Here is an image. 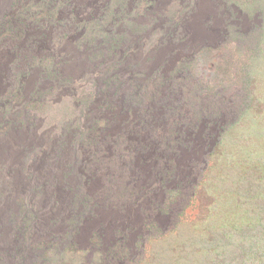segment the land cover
Wrapping results in <instances>:
<instances>
[{"label":"rangeland","instance_id":"obj_1","mask_svg":"<svg viewBox=\"0 0 264 264\" xmlns=\"http://www.w3.org/2000/svg\"><path fill=\"white\" fill-rule=\"evenodd\" d=\"M73 2L86 10L69 17L56 1L53 27L50 0H0V21L25 4L20 19L36 13L42 27L23 36L0 22V264H245V226L264 218V0ZM90 59L108 61L99 70ZM114 71L133 76L117 87L132 100L127 116L105 89ZM90 111L116 146L92 144ZM198 121L192 149L174 153L192 196L179 190L157 212L166 194L135 175L160 166L167 128ZM148 137L155 152L134 144Z\"/></svg>","mask_w":264,"mask_h":264},{"label":"trees","instance_id":"obj_2","mask_svg":"<svg viewBox=\"0 0 264 264\" xmlns=\"http://www.w3.org/2000/svg\"><path fill=\"white\" fill-rule=\"evenodd\" d=\"M43 1H45V0H43ZM56 1H59L61 9L66 10L69 17L77 14L81 10L82 11L86 10L85 8H83V6L75 5V3L73 2L74 0H54L53 2H52V0H50L49 5L51 8V12L45 20L48 21V24H50L53 27H55V26L59 27L58 26L59 25L58 19L56 21H53V17H54L53 10H54V6H55ZM99 3H100V0H99L98 4ZM20 6H21V8H17V10L14 11L12 14H9V15L3 17V19L0 22L5 20V22L10 25V28H12L11 24L13 23L14 27L15 28L18 27L17 29L20 30L21 33H23V36L28 31L29 24L37 25L38 26L37 28H42L40 26V22L37 20V18L35 16V15H37L36 13H28L31 15L26 16L27 22L24 21L25 17H23L24 19H20L21 16L18 15V13L20 11L22 12V9L26 5L20 4ZM87 9L93 10V8H91V7L90 8L87 7ZM22 15H24V14L22 13ZM69 17L63 18L62 21H60V22H63L62 27H66L68 29L69 23L71 21V19ZM117 21H118V19H117L116 14H113L109 18V23L111 26L114 24H117L116 23ZM63 29H64L63 34H65L67 32V29H65V28H63ZM61 31H62V29H61ZM46 38L47 37L45 36L44 33H42L40 35H30V42L38 45L39 42L45 41ZM112 41H110V42H112ZM110 42H109V44H110ZM22 53H23L24 58H26L25 52H22ZM60 58L63 59V58H65V56L63 57V55H62V57H60ZM163 104H164L163 99L161 102L157 103V105H158L157 107H159L158 108L159 111H161L160 107H162ZM141 109H143V108H141ZM144 113H145V117L146 116L148 117L150 115V110L148 109ZM181 115L183 116L184 113H182ZM139 117L144 118L143 113H141V115ZM153 118H154L153 116H150V119H153ZM113 119H116L118 121L119 118H118V116L115 115V116H113ZM145 120H146L145 123L148 124L149 122L147 121V118ZM148 120H149V118H148ZM121 121H120V123H121ZM129 121L131 122V124L128 127H121V128H124L123 129L124 132L129 131L130 127H134L136 125H139V122H140L139 120L136 122L135 118H133L132 120H129ZM152 121H154V120H152ZM193 123L194 122H192V125H190L189 123H186V124L181 123V124H177V125L172 124V125H174V127L167 128V130L165 132V138H164V147L167 150V154L159 159L160 166L157 168L156 167L151 168L149 170L151 172V173L149 172L150 174L145 173L142 175V174L138 173L137 175H135V178H137V179L140 176H141L140 178H143L144 183L142 185L145 187L149 186V184L151 182H153V180H155L156 188H161V190H163V193L166 194L165 198L162 197V199H160L159 201H156V203H154V206H156V208H157V212L167 211L168 208L170 206H172V204H174L173 199H172V197L174 196L173 194L179 190L181 191L180 194L182 196V199H183V196H185L187 199H189L192 196V193H193L194 188H195V184L193 182H189V184H186L185 182L180 180V179H183V177L181 175H179L177 165H176L177 157L175 158L174 153L180 145H186V144L189 146L191 145V147H189V150L192 149V144L194 142L193 138L195 137V134H193V133H194L195 129L197 128L199 121L196 122V124H193ZM178 125H180V126H178ZM93 126L94 125L89 126V127H93ZM93 128H95L96 134L94 136V140H93L92 144L96 146L97 150H99V146L102 143H105L106 140L107 141L111 140L113 143V146L117 145V143H118V140L116 138L117 134L112 135L115 138L112 137V139H111V138H109L108 135H105V136L103 135L105 129H107V128H99L97 126H95ZM206 131H207V129L204 131L203 137H205ZM127 139H128V137H127ZM133 141H134V144L135 143L137 144V147L140 148L141 151H146L148 149L151 152L156 151V147L153 145L154 144L153 140L150 137H148L146 140H142V141L137 140V139L136 140L134 139ZM143 142H145V143L142 144ZM168 150L172 151L171 152V153H173L172 158H168V154H170V152H168ZM104 156H105V153H102V154L98 155L97 159H99V161H100L104 158ZM152 174H154V178L156 177L157 179H153L151 177ZM173 180L178 182L177 185L175 184L176 185L175 188L168 186ZM187 191H189L190 193ZM183 192L184 193L187 192V194L184 195ZM100 197H101V194H100ZM149 226H156V223L152 221L149 223ZM243 226H245V225H243ZM243 226H240L237 229L230 230L228 237L230 236V238H233L232 234L235 235L236 231H240V229ZM235 227H237V226H235ZM258 229L260 230L261 233L258 236H256L257 234L255 232H257ZM245 230H246L245 231L246 235L249 234L247 236L248 237L250 236V239H251L250 246H246V249H245V259H244L245 264L248 263V262H246L247 260L251 261V263H248V264H264V218L260 219L257 222L250 223V225H246ZM255 230H257V231H255ZM251 232H253V233L250 234Z\"/></svg>","mask_w":264,"mask_h":264},{"label":"bare ground","instance_id":"obj_3","mask_svg":"<svg viewBox=\"0 0 264 264\" xmlns=\"http://www.w3.org/2000/svg\"><path fill=\"white\" fill-rule=\"evenodd\" d=\"M12 2V1H11ZM17 8H21V6L19 5ZM17 8L15 9V10H17ZM109 44V43H108ZM119 44H123V43H120L119 42ZM108 46V48H110L111 46H113V48H115V47H119V46H117V43L116 42H114L113 44H109V45H107ZM121 47V46H120ZM114 50H117L116 48L114 49ZM114 52V51H113ZM113 52H112V55H111V57L112 56H114L113 55ZM59 60V62H62V63H65V62H68V59H58ZM71 60V59H70ZM74 60V59H73ZM91 61H88V63H86V64H89L93 69L94 68H96V69H99L100 70V68H102V66L104 65V64H107V61H108V59H90ZM110 60V59H109ZM115 60V59H114ZM118 61H120V63L123 65L124 63H127L128 62V59H117ZM54 61V60H53ZM83 61V60H82ZM80 62V61H79ZM73 64H74V62H72ZM110 63V62H109ZM85 64V65H86ZM62 66V65H61ZM89 66V67H90ZM126 67H127V65H126ZM56 69H57V67H56ZM114 69V68H113ZM98 70V71H99ZM124 70V69H123ZM60 71V69H58L57 70V74L58 73H60L59 72ZM128 72V71H127ZM129 73V72H128ZM56 75V74H55ZM114 76H115V78L114 79H111L112 80V83H110L111 85L110 86H108L107 85V83H105L104 85H106L105 86V89L106 90H110L111 89V87H112V89L109 91V93L107 94L108 96H110L111 95V97L113 98V101H115V102H119V105H120V108H119V110L120 111H122V112H125L126 113V115L125 116H127V112L129 111V109L131 108V106H130V102H132V100L130 101V97L129 96H127V94L128 93H126V95H124V93H119V91L120 90H118L117 89V87L118 88H122V86H124V84H126V83H124L123 81H126L127 80V83L129 84V86L132 84V81H133V76L132 75H130V74H128L123 80L121 79V78H119L118 76H117V74H116V72L114 71V74H113ZM104 76V77H103ZM103 76H102V78L103 79H105L106 77H107V75L106 74H104L103 73ZM9 80V79H8ZM10 81V80H9ZM104 81V80H103ZM98 84V83H97ZM100 85V84H99ZM102 85V84H101ZM114 85V86H113ZM128 89V88H127ZM130 89V88H129ZM124 90V89H123ZM100 93V92H99ZM101 95H103V94H101ZM107 95L106 96H104L105 98L104 99H107ZM14 99H15V96L13 95L12 96ZM110 97V98H111ZM118 97H120V99L118 98ZM104 99H102V102H104ZM112 101V102H113ZM16 102V101H15ZM101 102V103H102ZM105 104L107 105V106H110V109L111 110H113V111H115V107L114 108H111L112 106L111 105H109V101H108V99L107 100H105ZM7 106H8V104H6ZM6 105H3L4 106V108H5V106ZM9 106H10V108H11V106L12 105H10L9 104ZM19 108H21V104H20V106H19ZM22 109V108H21ZM108 110V109H107ZM32 113V112H31ZM90 113V115L89 114H87L86 116L89 118L88 120H90V122H89V124H88V127L89 126H92V125H94V126H97V121L99 120L97 117H95V118H93L94 116H93V112H89ZM32 115V114H31ZM93 118V119H92ZM13 120V119H12ZM14 122H16L15 120L14 121H9L8 122V125H9V127H15V128H18V127H24V128H26V129H28L29 128V125L31 124V122H26V125H24V126H22L21 124V122H17V124L16 123H14ZM123 122V120L121 121V123ZM4 124H6V121L4 122ZM107 122L105 123V124H103V125H99V126H97V127H99V128H103L102 126H107ZM124 124H127V122H125ZM25 129V130H26ZM23 131H25L24 129H22ZM32 130H33V128H32ZM15 131V130H14ZM9 132V131H8ZM19 132H20V130H19ZM37 132V131H36ZM46 131L45 130H43V131H41L40 133L41 134H43V133H45ZM34 133H35V131H34ZM48 133V132H47ZM46 135H48V134H46ZM5 136V135H4Z\"/></svg>","mask_w":264,"mask_h":264}]
</instances>
